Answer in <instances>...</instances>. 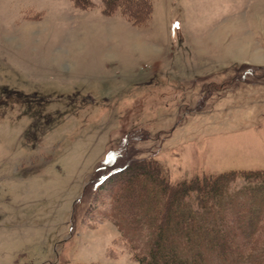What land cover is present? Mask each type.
I'll return each instance as SVG.
<instances>
[{
  "label": "rangeland",
  "instance_id": "1",
  "mask_svg": "<svg viewBox=\"0 0 264 264\" xmlns=\"http://www.w3.org/2000/svg\"><path fill=\"white\" fill-rule=\"evenodd\" d=\"M91 1L0 0V264H140L97 215L128 161L264 171V0H147L137 25Z\"/></svg>",
  "mask_w": 264,
  "mask_h": 264
},
{
  "label": "trees",
  "instance_id": "2",
  "mask_svg": "<svg viewBox=\"0 0 264 264\" xmlns=\"http://www.w3.org/2000/svg\"><path fill=\"white\" fill-rule=\"evenodd\" d=\"M101 1L105 13L120 11L136 25L151 8L147 0ZM239 181L243 185L232 189ZM96 198L108 207L97 215L113 221L122 237L145 239L140 264H264V171H230L174 186L157 161L131 160L102 178Z\"/></svg>",
  "mask_w": 264,
  "mask_h": 264
}]
</instances>
